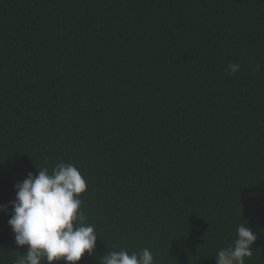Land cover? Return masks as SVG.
I'll return each instance as SVG.
<instances>
[{"label":"trees","instance_id":"1","mask_svg":"<svg viewBox=\"0 0 264 264\" xmlns=\"http://www.w3.org/2000/svg\"><path fill=\"white\" fill-rule=\"evenodd\" d=\"M0 264H264V0H0Z\"/></svg>","mask_w":264,"mask_h":264}]
</instances>
